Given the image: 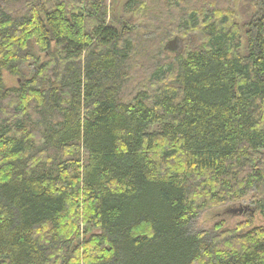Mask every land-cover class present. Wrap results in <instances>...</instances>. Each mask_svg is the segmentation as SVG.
Listing matches in <instances>:
<instances>
[{
	"label": "trees",
	"instance_id": "16d2710c",
	"mask_svg": "<svg viewBox=\"0 0 264 264\" xmlns=\"http://www.w3.org/2000/svg\"><path fill=\"white\" fill-rule=\"evenodd\" d=\"M164 1L124 7L199 45L130 87L107 0H0V264H264V227L190 230L264 210V0Z\"/></svg>",
	"mask_w": 264,
	"mask_h": 264
},
{
	"label": "rangeland",
	"instance_id": "374dc122",
	"mask_svg": "<svg viewBox=\"0 0 264 264\" xmlns=\"http://www.w3.org/2000/svg\"><path fill=\"white\" fill-rule=\"evenodd\" d=\"M124 1L107 0V21L112 22L118 29L125 28L126 35L130 34L134 41V56L130 61L133 65L130 70V87L137 85V81L142 83L144 75H147L149 69L157 63L160 51H165V54L172 56L173 53H181L184 49H191L199 45V37L196 34L170 35L168 25L167 27L159 25L154 17L146 18L143 14L128 13L124 7ZM147 5L150 6L149 2ZM151 5L155 12L152 14L153 16H157L158 11L167 8L164 0H151ZM237 14L238 23L243 24L245 13H242V9L238 8ZM171 29L174 30V27L172 26ZM174 39V47L169 49L167 43ZM22 70L27 76H30L32 66L24 65ZM3 82L6 87H15L17 78L3 73ZM253 196L251 194L238 202L211 207L200 212L197 218L191 222L190 230L193 232L212 231L216 224H223V228L232 229L242 222H249L250 228L264 227V210H259Z\"/></svg>",
	"mask_w": 264,
	"mask_h": 264
},
{
	"label": "water",
	"instance_id": "95a60500",
	"mask_svg": "<svg viewBox=\"0 0 264 264\" xmlns=\"http://www.w3.org/2000/svg\"><path fill=\"white\" fill-rule=\"evenodd\" d=\"M174 43H175V39L172 40V41H170V42H168V43H167V47H168L169 49L173 48V47H174Z\"/></svg>",
	"mask_w": 264,
	"mask_h": 264
}]
</instances>
